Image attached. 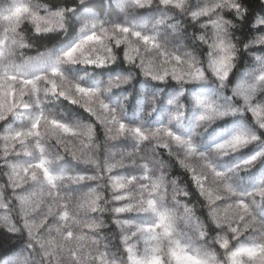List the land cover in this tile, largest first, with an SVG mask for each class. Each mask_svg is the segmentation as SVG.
I'll return each mask as SVG.
<instances>
[{"label":"snow or ice","instance_id":"obj_1","mask_svg":"<svg viewBox=\"0 0 264 264\" xmlns=\"http://www.w3.org/2000/svg\"><path fill=\"white\" fill-rule=\"evenodd\" d=\"M149 3L115 0L121 11ZM159 3L184 6V0ZM101 7L87 0H6L0 6V252L11 248V264H33L34 254L41 264H264V55L234 79L240 53L226 35L230 21L254 19L261 27L245 48L264 49V0H212L190 9L192 19L208 20L216 34L211 41L206 33L196 38L207 48L219 88L228 89L222 100L192 96L193 130H206L207 142L125 117L123 102L110 94L127 76L68 75L71 68L109 71L122 61L158 86L175 81L196 89L207 78L191 53L181 55L135 21L104 19ZM73 20L79 28L71 39L25 55L34 40L68 30ZM56 102L83 109L95 123L69 118L56 111ZM218 121L228 126L217 132ZM95 124L103 129L102 142ZM128 138L133 148L117 150ZM146 142L153 144L151 155L142 151ZM156 152L175 158L207 207L202 219L183 205L187 231L162 203L165 183L153 169L164 165ZM66 156L84 167L73 168ZM183 193L174 187V198ZM106 212L110 227L101 219Z\"/></svg>","mask_w":264,"mask_h":264},{"label":"clouds","instance_id":"obj_2","mask_svg":"<svg viewBox=\"0 0 264 264\" xmlns=\"http://www.w3.org/2000/svg\"><path fill=\"white\" fill-rule=\"evenodd\" d=\"M36 2V0H34ZM80 0H53V3H79ZM89 4L103 5V12L97 9L98 14H101L104 19L118 20L121 23L127 22L132 24L135 21L137 27H141L147 33L156 32L162 42L167 43L170 47L176 48L177 51L183 55L184 53H191V56L197 59L202 67L205 69L206 80L196 89H189L182 86L175 81H166L165 86H158L155 82L147 80L140 74L138 69L133 65L117 61L112 65L111 69L104 75H95V71L85 70L83 68H71L68 75L72 78L83 76L89 80H103L107 81L111 76L122 75L128 77V82L122 88L117 89L110 94L114 101H122L124 104L123 115L132 118L137 125H142L144 128L152 129L158 128L161 125L169 128H177L188 134L193 140H201L207 131L197 128L193 130V115L196 111V106L192 103V96L198 93H210L218 100L223 99V95L227 94L228 89H221L213 75L208 68L207 63V48L204 43L198 40L197 34L206 33L208 41L216 38L209 21L206 19H192L190 16V9L194 6L211 3L212 0H184L183 8H164L160 6L159 0H150V3L144 8L129 7L127 11H121L115 6V0H87ZM111 13V15H109ZM164 23H157L162 18ZM70 27L68 30L59 34L53 35L51 41L34 40L33 47L25 50V55H35L38 50H42L44 45L51 47L54 44H59L71 39L79 28L78 21H69ZM175 25V28L171 27ZM229 31L226 33L232 38L238 46V53H240L236 60V67L234 71V79L239 77L243 72L249 61L255 56L264 55V51L249 52L245 48L248 40L257 36L256 28L261 27L255 23L254 19L248 21H230L228 23ZM31 24L23 26V30L29 38L32 37L30 29ZM70 33H73L70 36ZM206 48V51H205ZM34 53V54H33ZM247 57V59H245ZM243 59V66L241 60ZM169 84L174 87L166 91V86ZM191 109V111H190ZM126 145L122 148H133L135 141L128 138ZM152 142H146L142 146V151L147 154H152ZM118 147L117 150H119ZM156 160L163 162V167L157 165L153 169V174L157 177H163L165 183V196L162 201L167 208L174 209L177 214L178 227L181 230L187 231L183 216V205L187 204L191 207L196 215L200 212H205L207 217V207L204 202L193 199V192L189 187L188 181L185 179L184 170L178 165L174 157L169 156L167 152H156L154 154ZM182 170V172L180 171ZM175 182V183H173ZM180 186L184 189L183 196L176 194L174 198V187ZM179 200V203L177 202ZM200 216V215H198ZM206 219L204 216H200ZM104 224L110 227V222L107 219V212L101 218ZM3 260L0 264H11V254L4 250ZM33 264H41L38 255L34 254Z\"/></svg>","mask_w":264,"mask_h":264},{"label":"trees","instance_id":"obj_3","mask_svg":"<svg viewBox=\"0 0 264 264\" xmlns=\"http://www.w3.org/2000/svg\"><path fill=\"white\" fill-rule=\"evenodd\" d=\"M42 2H49V0H42ZM50 2H53V0H50ZM6 3V0H0V6H3L5 5ZM101 11H103V7L100 8ZM73 33H70V36L72 35ZM53 35H50L46 38H41L40 40L41 41H44V40H47V41H51L53 39ZM205 51H206V48H205ZM258 51H264V49H260ZM34 54V53H33ZM245 59H247V57H245ZM241 65L243 66V59L241 60ZM112 71L115 70L114 66L112 69H110ZM106 71H98L95 73V75H104ZM174 87V85L172 84H169L168 86H166V91L170 88ZM56 111L60 112H64L69 118H80L86 122H92V123H95L91 117H89L88 113L84 112L83 109L77 107V106H73V105H68L67 102H63V103H60V102H56ZM228 125L225 124L224 121H218L217 124L213 125V129L215 131H220L221 129L227 127ZM95 128H96V132H97V140L98 141H103V138H104V132H103V129L102 127L99 125V124H95ZM212 131V130H210ZM209 139V135L206 134L203 138H201V141L202 142H207V140ZM126 145V142H123V143H120L118 142L117 146L118 147H124ZM65 159L67 160V162L75 169L79 170L81 168H83L84 166L83 165H80V164H77V162L75 161H72L70 157H65ZM228 158H225V160H227ZM118 172H122L123 170H117ZM182 172V170H180ZM182 174L184 175L185 179L188 181V184H189V187L190 189L192 190L193 192V199H197V200H200L201 202H204L203 199L199 196V194L195 191L194 187H192L191 185V182L187 176L186 173H183ZM5 180V178L3 177H0V183H3ZM88 186H94L93 184H89ZM87 190V187L85 188H82L80 191H86ZM75 194H79V192L75 193ZM198 215L200 216H204L206 217V213L205 212H200L198 213ZM7 252L11 251V248L6 250ZM4 253L0 252V255H3Z\"/></svg>","mask_w":264,"mask_h":264}]
</instances>
